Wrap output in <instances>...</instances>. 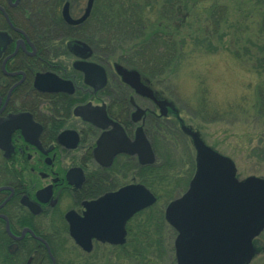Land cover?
<instances>
[{
    "label": "flooded vegetation",
    "instance_id": "af4514ba",
    "mask_svg": "<svg viewBox=\"0 0 264 264\" xmlns=\"http://www.w3.org/2000/svg\"><path fill=\"white\" fill-rule=\"evenodd\" d=\"M82 2L0 0V264H90L94 251L101 252L96 263L113 257L118 264H138L139 258L116 257L113 251L141 249L145 209L126 217L109 236L90 228V202L127 185L146 186L144 168L158 166L166 179L150 177L163 193L146 187L175 233L167 209L174 205L178 217L190 208L200 212L211 198L210 182L227 170L208 152L198 176L197 150L172 102L157 103L164 98L149 77L140 73L153 97L136 92L114 64L95 57L90 31L84 32L90 12L75 24L62 16L67 4L70 17H80L87 0ZM47 9H57L59 17L44 16ZM175 132L190 142L185 173L186 156L180 160L172 150ZM143 135L151 163L137 150ZM70 223L89 250L76 242ZM262 233L253 236L252 245Z\"/></svg>",
    "mask_w": 264,
    "mask_h": 264
},
{
    "label": "rangeland",
    "instance_id": "374dc122",
    "mask_svg": "<svg viewBox=\"0 0 264 264\" xmlns=\"http://www.w3.org/2000/svg\"><path fill=\"white\" fill-rule=\"evenodd\" d=\"M218 3L229 5V12L227 22L219 26L217 34L212 36L210 33V44L194 46L195 39L201 38L202 27L195 23L187 24L181 29L190 33L184 48L168 67L161 73L155 69L154 75L149 78L159 96L172 102L184 124L196 130L207 145L231 158L239 178L249 175L264 177V91L262 97L258 95L262 90L260 88H264V71L255 66L256 49L249 42L256 30L257 15L263 11L255 10L248 2L239 8L230 0H219ZM84 4L85 0L81 6ZM209 4V0L199 3L193 13L202 17L204 8ZM256 100L263 102L261 112L255 108ZM174 145L172 150L177 158L182 160L183 155L186 156V163L181 167L185 173L190 161L184 152L190 153L186 149L190 142L180 136L176 137ZM155 189L161 192L158 187ZM145 216L143 214V220ZM153 228L157 226L153 225ZM160 229L165 247L169 246L170 258L161 257L151 262L157 260L159 264H175L172 258L175 233L165 222ZM256 246L258 253L249 264H264V231ZM113 252V256H117V251ZM100 254V251L91 253L90 264H104L93 261ZM115 263L119 261L111 257L107 264ZM136 263L135 260L122 261V264Z\"/></svg>",
    "mask_w": 264,
    "mask_h": 264
},
{
    "label": "water",
    "instance_id": "95a60500",
    "mask_svg": "<svg viewBox=\"0 0 264 264\" xmlns=\"http://www.w3.org/2000/svg\"><path fill=\"white\" fill-rule=\"evenodd\" d=\"M92 4L93 0H87L83 14L77 19L70 17L65 4L62 16L70 23H79L89 15ZM114 66L122 80L136 92L153 97L152 90L140 81V74L136 69H127L118 63ZM157 103L162 105L167 102L160 99ZM182 129L190 135L197 150L198 176L204 168L202 162H208L205 156L208 152L214 156L213 161L216 158L222 159L225 164L223 168L229 174L226 170L218 180L210 182L208 187L211 198H208L200 212L190 208L178 217V214L174 216L171 211L174 205L167 209L166 218L178 231L174 240L177 264H248L258 251L251 239L264 227V178L251 175L238 180L234 176L236 169L230 158L212 151L198 132L190 127L182 125ZM118 149L122 148L116 146V151ZM138 149L147 157L144 163L153 161L150 145L144 135ZM155 200L153 193L142 184L127 185L114 193L105 194L90 202V228L98 234L112 236L126 217L153 204ZM110 202L113 203L112 208L108 207ZM70 230L76 242L89 250L72 223Z\"/></svg>",
    "mask_w": 264,
    "mask_h": 264
},
{
    "label": "trees",
    "instance_id": "16d2710c",
    "mask_svg": "<svg viewBox=\"0 0 264 264\" xmlns=\"http://www.w3.org/2000/svg\"><path fill=\"white\" fill-rule=\"evenodd\" d=\"M208 0H94L90 18L85 23L90 31L87 41L95 53V57L104 63L118 61L125 66L137 68L146 76H153L155 69L161 73L168 67L190 38V33L182 32L187 24L201 25V38L195 39L194 46L210 44V33L217 34L221 24L227 22L226 3L209 0L201 17L193 13L196 6ZM238 8L243 3H251L252 7L263 13L257 15L256 30L249 42L255 46V66L264 71V0H230ZM231 4V3H230ZM241 10V9H239ZM57 9H47L44 16L59 17ZM201 19L203 21H201ZM238 21L235 22V25ZM52 27L47 29L50 32ZM192 31V30H191ZM204 35V36H203ZM255 40V41H254ZM206 43V45H205ZM264 82V80H263ZM264 84V83H263ZM259 96H263L264 88H260ZM264 101V100H263ZM260 102V103H259ZM262 100H256L257 112L262 110ZM259 109V111H258ZM174 128H177L174 126ZM175 138L181 134L174 133ZM158 166L144 168L143 183L156 191L150 177L155 174L159 179H166L165 170ZM158 170V171H156ZM156 182V180H155ZM158 186L165 188L166 182L158 180ZM155 189V190H154ZM147 213V215H146ZM141 249H121L117 256L139 258L138 264H159L161 257L170 258L169 246L165 247V238L160 227L164 224L162 210L156 204L143 210ZM157 228H152V226ZM157 259L154 263L151 260ZM154 261V260H153Z\"/></svg>",
    "mask_w": 264,
    "mask_h": 264
}]
</instances>
